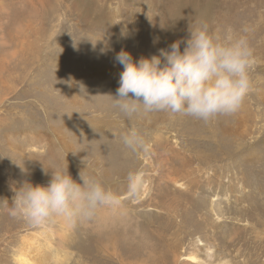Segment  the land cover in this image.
I'll return each instance as SVG.
<instances>
[{"label": "rangeland", "instance_id": "374dc122", "mask_svg": "<svg viewBox=\"0 0 264 264\" xmlns=\"http://www.w3.org/2000/svg\"><path fill=\"white\" fill-rule=\"evenodd\" d=\"M202 23L251 29L253 128L237 137L224 129L234 114L129 119L112 107L116 53L150 57ZM133 127L149 152L112 134ZM66 165L77 180L94 173L120 205L74 226L9 215L14 184L47 185ZM25 239L43 248L42 264H264V0H0V264L34 254Z\"/></svg>", "mask_w": 264, "mask_h": 264}, {"label": "clouds", "instance_id": "9594fccd", "mask_svg": "<svg viewBox=\"0 0 264 264\" xmlns=\"http://www.w3.org/2000/svg\"><path fill=\"white\" fill-rule=\"evenodd\" d=\"M250 31L248 26L237 30L202 23L189 29L186 39H178L150 57L134 60L122 48L114 57L122 71L116 94H108L112 107L129 119L165 112L208 122L235 114L253 89L251 73L257 58L248 36ZM181 43L185 45L183 50ZM112 134L119 136L122 145L133 153L150 150L146 134L135 127ZM53 169L47 185L27 179L14 184L9 215L33 226H43L57 218L74 226L92 219L102 208L120 205L119 195L94 173L82 170L77 180L67 165ZM142 183L143 173H132L128 190L135 194Z\"/></svg>", "mask_w": 264, "mask_h": 264}, {"label": "bare ground", "instance_id": "6f19581e", "mask_svg": "<svg viewBox=\"0 0 264 264\" xmlns=\"http://www.w3.org/2000/svg\"><path fill=\"white\" fill-rule=\"evenodd\" d=\"M34 5V4H33ZM22 29V28H21ZM7 39V38H6ZM9 44V43H8ZM64 53H66L65 51H64ZM48 55V54H47ZM13 56H14V54H10V58H8L7 56H6V61H8V64H10V62H11V59L13 58ZM68 57V56H67ZM66 57V58H67ZM8 58V59H7ZM75 62V61H74ZM11 68V67H10ZM11 70V69H10ZM10 73H12V70H11V72H9L8 73V79H10V81L9 82H12L13 81V78H12V74H10ZM7 81V79H4V80H2V83H3V85H2V87H5L9 82H6ZM110 87V86H109ZM109 87H106L105 89H110ZM108 91H110V90H108ZM75 99V98H74ZM81 99V98H80ZM239 112H241L240 114H237L238 112H236V114H234V115H237V120H236V122H235V124H234V128H231V127H229V125L228 126H226V127H224V129H225V131H227V130H232V134L234 133L235 135H237V137H238V135H242L244 132H248L249 131V129H251V128H253L254 127V124L252 123V124H250L252 121H254L255 119H256V115H250L251 114V108L249 107V105L246 103V101L243 103V106L240 108V110H239ZM253 112V111H252ZM258 112H259V110H258ZM141 116H144V119H146L148 116V118L149 119H151L152 117L154 118V119H156V118H161V116H162V118L165 116L162 112H153V113H149V114H145V115H141ZM227 118V117H226ZM244 129H247V130H244ZM207 132V131H206ZM212 132V131H211ZM200 133V132H199ZM203 133H205V132H202V134ZM215 133V132H214ZM217 133V132H216ZM197 134H198V131H197ZM196 134V135H197ZM213 134V133H212ZM200 135V134H199ZM229 135V134H228ZM234 135V136H235ZM217 136H219V135H217ZM243 136V135H242ZM215 137V136H214ZM223 138V137H222ZM221 138V139H222ZM231 138V137H230ZM210 139H211V137H210ZM214 139V138H213ZM219 139V138H218ZM231 140V139H230ZM244 140V139H243ZM213 141V140H212ZM215 141H217V140H215ZM222 141V140H221ZM31 143H33V142H31ZM50 143V142H49ZM212 143V142H211ZM224 143H226V142H224ZM216 146V145H215ZM51 147V146H50ZM217 147V146H216ZM245 147V146H244ZM210 152H212V151H210ZM55 153V151H51V153L49 154L50 156H57L58 157V154L56 153V154H54ZM208 154V153H207ZM206 154V155H207ZM208 156V155H207ZM213 157V156H212ZM211 157V158H212ZM205 160V159H204ZM206 161V160H205ZM229 167V166H228ZM234 182V181H233ZM9 207V206H8ZM221 215V214H220ZM256 222V221H255ZM34 236H35V238L37 239L38 238V236H39V234L38 233H34L33 234ZM40 235H43V233H41ZM25 243L27 244V246H30V247H32V248H35L36 249V252L34 253V254H31V255H29L28 253H26V257L27 258H22V260L20 261L21 262V264H36L39 260H38V257L41 255V253H42V251H43V248L40 246V245H38V244H35L33 241H30L29 239H25ZM209 252V251H208ZM208 252H206V255H207V257H211V258H213V254L212 253H208ZM190 259H191V261H196L197 259H198V257L196 256V255H194V254H190ZM43 263V260H40L39 261V264H42Z\"/></svg>", "mask_w": 264, "mask_h": 264}]
</instances>
